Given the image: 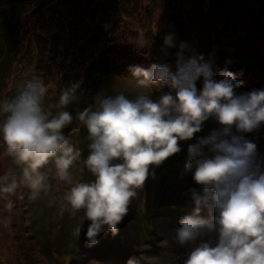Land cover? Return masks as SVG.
I'll return each instance as SVG.
<instances>
[{
	"label": "clouds",
	"instance_id": "obj_1",
	"mask_svg": "<svg viewBox=\"0 0 264 264\" xmlns=\"http://www.w3.org/2000/svg\"><path fill=\"white\" fill-rule=\"evenodd\" d=\"M174 39L173 33L166 35L165 48L176 47ZM178 47L174 68L130 66L131 80L99 93L75 117L66 108L78 99V82L61 89L55 114L45 107L48 89L39 77L0 97V159H10L20 170L19 175L11 169L0 173L3 210L12 212L21 188L33 201L48 193L51 165L58 180L71 184L60 209L73 216L82 212L80 222H90L85 237L93 246L101 233L118 232L155 168L181 151L179 142L193 140L213 119L218 128L187 147L185 171L201 191H191L192 212L180 219L174 239L191 246L183 264H264V168L256 143L245 135L264 125V88L237 95L242 82L233 72L217 69L216 79L211 60L185 56V42ZM152 86H159L155 97ZM74 119L87 132V181H72L70 170L81 152L63 129ZM10 223V215H0V228ZM126 264L139 262L129 258Z\"/></svg>",
	"mask_w": 264,
	"mask_h": 264
},
{
	"label": "rangeland",
	"instance_id": "obj_2",
	"mask_svg": "<svg viewBox=\"0 0 264 264\" xmlns=\"http://www.w3.org/2000/svg\"><path fill=\"white\" fill-rule=\"evenodd\" d=\"M9 8L13 19L20 21L18 32L11 28L18 40L11 30L5 31V22L0 26V97L14 95L21 82L39 77L48 89L45 107L53 114L59 110L56 105L61 89L66 87L62 80L80 79L92 64L102 65L104 70L109 64L117 67L114 73L105 72L101 81L84 92L77 90V101L66 108L75 117L99 93H110L114 84L131 80L130 66L148 68L154 63H167L174 68L181 42L188 45L185 56L202 54L205 60L212 61L214 71L233 72L242 82L235 90L237 95L264 88V0H0V21L3 17L11 19ZM252 14L259 17L255 25L250 22ZM176 24L183 26L181 31ZM170 33L175 36L176 47L165 48L164 37ZM186 37L190 42L185 41ZM7 41L10 43L5 46ZM13 42L16 49H12ZM139 42L144 47L139 48ZM246 54L249 63L243 66L238 59ZM216 79H220L218 71ZM196 86L199 90L202 82ZM151 91L155 97L159 86H152ZM81 127L74 119L67 132L63 129L81 152L70 170L73 182L91 179L83 165L87 153L80 145L79 132H75ZM216 128V122L209 119L193 140L179 142L181 151L159 166L157 182L155 177L145 181L138 198L130 203L118 224V232L113 235L106 231L97 237L106 248L112 247L102 252L98 245L97 256L85 250L90 246L85 236H79L90 222L85 220L81 225L82 212L73 216L69 210L60 209L71 184L58 180L49 165L48 193L33 201L29 190L21 188L13 197L15 206L11 213L5 212L0 203V215L11 216L9 227L0 228V264H126L131 254L141 259L140 264H183L191 246L176 243L174 230L179 223L173 218L189 215L190 193L201 191L185 171L187 147L195 143L196 137H206ZM245 135L256 143L257 161L264 168V125ZM83 141L88 143L86 136ZM6 169L19 175V168L10 159H0V173ZM164 171L166 176L162 177ZM155 186L167 200L157 208L174 211L154 214L157 218L149 221L154 228L145 232L141 217L153 210L149 200ZM156 197L160 198L158 194ZM205 214L208 213L201 215ZM148 236L149 242L145 240Z\"/></svg>",
	"mask_w": 264,
	"mask_h": 264
},
{
	"label": "trees",
	"instance_id": "obj_3",
	"mask_svg": "<svg viewBox=\"0 0 264 264\" xmlns=\"http://www.w3.org/2000/svg\"><path fill=\"white\" fill-rule=\"evenodd\" d=\"M148 2H150V0H147ZM176 3L179 2V0H174ZM21 6V5H20ZM23 6V5H22ZM8 14L10 15V20L8 19H4V17L2 18V20L0 21V26H3L4 22L7 24V26H5V31L6 29L8 28L9 30H11V35L14 37V38H17L16 35H15V31H13L11 28L14 27V29L18 32V29H16V27L18 26L19 24V21L20 19L19 18H15L13 19V13L11 11V9L9 8L8 9ZM11 12V13H10ZM18 40V38H17ZM10 43V41H7L5 46H8ZM18 44H19V41H18ZM18 46L15 45V43L13 42V46H12V49H16ZM6 59H8V57L6 56ZM11 62V61H10ZM7 63V64H10ZM117 70V67L115 65H107V69L104 70V68L102 67V65L100 66H97L96 64H92L90 65V67H88L83 73H82V76L80 77V79H74L72 81H66V80H62L63 83H66V87L72 85L73 83H79V88H78V91L79 92H84L87 88L91 87V86H94L97 84L98 81H101L104 77H103V74L107 71H109L110 73H114V71ZM61 76L60 78H62V72H60ZM57 82V81H56ZM48 99H45V103H48ZM70 127V126H69ZM68 128H65L64 131L67 132L68 131ZM72 132V131H71ZM75 132H79V136L81 138V142H80V145H82V149H84V151L88 154V149H87V144L84 143L83 141V136H86L87 135V132H86V129L82 126L81 129L80 128H77ZM169 166V165H168ZM161 171V169L159 167H156L155 168V182H157V176L159 174V172ZM162 177H165L166 174H165V171L162 172ZM153 193H154V196H152L149 200V205L151 207L153 206H157V205H165L167 200L166 198L164 197L163 198V192L159 189V187L155 186L153 187ZM156 194H158L160 196V198L158 199V197H156ZM143 213V212H141Z\"/></svg>",
	"mask_w": 264,
	"mask_h": 264
},
{
	"label": "water",
	"instance_id": "obj_4",
	"mask_svg": "<svg viewBox=\"0 0 264 264\" xmlns=\"http://www.w3.org/2000/svg\"><path fill=\"white\" fill-rule=\"evenodd\" d=\"M251 24L252 25H255L257 22H258V16L257 15H255V14H252L251 15ZM176 27H177V29L179 30V31H181V29H182V25H178V24H176ZM185 39V41L186 42H190V38H188V37H186V38H184ZM238 61H239V63L241 64V65H243V66H247L248 65V63H249V56L246 54L245 56H242V57H240L239 59H238Z\"/></svg>",
	"mask_w": 264,
	"mask_h": 264
},
{
	"label": "bare ground",
	"instance_id": "obj_5",
	"mask_svg": "<svg viewBox=\"0 0 264 264\" xmlns=\"http://www.w3.org/2000/svg\"><path fill=\"white\" fill-rule=\"evenodd\" d=\"M258 21H259V18H258ZM178 217H180V216H176V217H174L173 219H176V218H178Z\"/></svg>",
	"mask_w": 264,
	"mask_h": 264
}]
</instances>
